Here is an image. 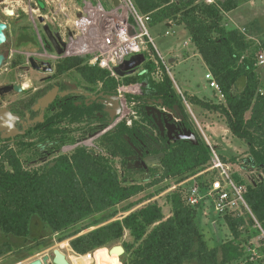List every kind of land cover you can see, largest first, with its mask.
Listing matches in <instances>:
<instances>
[{
	"label": "trees",
	"instance_id": "trees-1",
	"mask_svg": "<svg viewBox=\"0 0 264 264\" xmlns=\"http://www.w3.org/2000/svg\"><path fill=\"white\" fill-rule=\"evenodd\" d=\"M132 1L142 14L151 16V25L176 23L188 31L191 43L224 97L220 104L197 97H192L191 101L204 110L224 116L233 136L249 145L251 157L248 162L259 167L262 177L248 185L245 198L264 229V93L256 69L257 62L250 54L247 55L251 42L245 33L223 25L225 14L254 0H217L214 4L203 0ZM88 61L69 58L66 65L78 66L87 81L100 83L105 91L117 94L121 84L139 83L143 84L144 96L137 97L138 102L162 100L169 105H182L166 71L163 81H152L150 76L155 64L151 61L146 60L135 74L120 81L112 78L108 71L89 65ZM242 77L246 79V86L240 90ZM131 130L122 126L119 134L105 136L102 143L108 155L94 148L79 146L70 153L56 155L51 165L40 169L26 166L29 156L24 160L14 153L1 156L0 152L2 233L25 238L32 219L37 217L55 234L62 235L60 242L70 240L71 249L78 255H91L99 249L117 245L129 231L133 242L123 243V264H263L262 259L253 261L247 251L250 240L257 235L253 230L255 221L252 217L224 215L222 218L230 237L219 246L210 247L196 221L199 208L188 203L186 188L165 194L166 203L171 206V215L167 218L162 206L151 201L155 198L151 194L136 205L129 204L123 212L128 213L149 201L147 204L122 219L112 220L116 212L109 213L110 210L166 180H183L210 160L208 146L197 135L198 145L188 141L171 144L158 170L148 174L153 181L146 185L126 183L115 169L113 159L131 155L132 149L122 136L127 131V136L131 137ZM131 140L134 141L133 138ZM158 190L162 194L167 189L161 187ZM101 214H106L104 221L78 228L92 216ZM4 247L6 250L0 247V257L10 250L8 244Z\"/></svg>",
	"mask_w": 264,
	"mask_h": 264
},
{
	"label": "flooded vegetation",
	"instance_id": "flooded-vegetation-1",
	"mask_svg": "<svg viewBox=\"0 0 264 264\" xmlns=\"http://www.w3.org/2000/svg\"><path fill=\"white\" fill-rule=\"evenodd\" d=\"M0 23L6 25L3 31L6 40L0 43L1 156L8 152L21 158L26 155L34 165L40 161L43 165L35 168L40 169L53 163L55 153L71 140L83 142L87 137L97 140L108 131L112 134L121 132V128L113 127L111 122V114L122 110L120 99H115L119 96L103 90L100 83L87 81L78 66L66 65L67 59L60 58L65 50L64 38L48 26L63 50L59 55L44 31L47 26L44 18L43 22L39 19L37 23L39 32L42 29L47 37L39 53L45 49L52 58L36 55V32L29 17L26 20L22 13L4 8L0 11ZM143 96L144 93L141 98ZM146 106V101H139L134 107L138 119L136 124L133 122L129 126L132 130L136 127L131 130V137L127 136V131L122 134L126 145L128 142L132 149L131 155L116 159L122 160L128 171L134 169L149 174L159 166L146 170L144 159L165 154L173 143L166 149L167 134L162 135L148 117ZM180 107L186 117V122L181 124L191 129L186 111L182 105ZM122 124L127 126L126 122ZM83 126H86V135L82 132Z\"/></svg>",
	"mask_w": 264,
	"mask_h": 264
},
{
	"label": "rangeland",
	"instance_id": "rangeland-1",
	"mask_svg": "<svg viewBox=\"0 0 264 264\" xmlns=\"http://www.w3.org/2000/svg\"><path fill=\"white\" fill-rule=\"evenodd\" d=\"M29 1L31 0H0V11L4 8H7V10L11 12L15 11L18 13H22L27 20V14H24V12L29 10ZM77 1L79 2L80 0ZM101 1L105 7H112L111 0ZM36 2L39 7H42H40L41 13L44 16L46 14L48 15L47 18L44 17L45 25L51 27L56 34L62 35L64 38L65 32H68L69 29L71 31V29L74 28L71 22L59 20L60 18L58 16H55L57 18L55 19V17L49 14L50 10H53L55 8L54 4H51L52 6H46L44 4L45 0H36ZM34 4L36 3H33L32 6H34ZM223 25L227 29H238L239 31L245 33L247 39L251 42L250 51L247 53V55L250 54L257 62L256 69L261 80V91L262 93H264V64H262L260 60L261 57H264V0H254L244 3L234 13L225 14ZM149 31L152 39L154 40V46H150V49L152 50V53L154 55L151 58L156 59L158 53H160L167 60L172 55L178 57L176 63L171 65V74L169 73V75L174 83L177 94H179V88L186 100H188L190 108L192 109L193 114L197 117L198 121L203 126L209 125V131L208 127L203 128V131L210 138V141H212L214 147H216L217 152L223 159H225V161L233 164L236 171H241L240 173L243 174L246 178L245 181L247 184H253L254 182L260 180V178L262 177L261 170L257 166H251L248 162L251 157L249 145L244 140L238 139L233 136L228 128L226 118L220 113L204 110L200 106L193 104V102L191 101L192 96L188 94L187 90L197 95V98L199 99L203 98L206 101L212 100L216 104L224 102L223 98L222 100H220L221 98L218 96V93H216L215 89L210 86V81L206 79L207 70L202 65V57L197 54L196 49L190 41V35L188 31L185 30L182 26H177L176 23H163L157 25L150 24ZM40 32L43 40L45 41L47 37L44 31L40 29ZM167 32L169 33L168 35L166 34ZM40 47L41 45L36 34L37 53H39ZM146 59L148 60L149 57H146ZM133 99L136 100L137 97H132L131 95L129 96L128 101L132 102ZM182 106L190 120L191 128L194 132L197 133L202 142H204L205 140L202 132L200 131V129H198L196 124H194L195 122L192 121L189 108L186 107L183 102ZM129 108L132 112L136 111V109H133L131 107ZM136 119H138V115H134L133 117L132 121L134 122V124L137 121ZM122 126L126 125H118V127L121 128L120 131H122ZM85 130L86 126H83L82 132L86 135ZM109 132L110 131L100 135V138L92 142L93 145L99 148V152H101L100 150H102L107 155L108 152L103 146L102 141L105 136L109 134ZM90 140L91 139L89 137L84 139V141L87 142ZM78 143L81 142L71 140L64 146H72ZM61 153L62 151L60 149V151L55 153V155ZM25 156L26 155H24L22 159L25 160ZM113 162L115 169L118 171L121 179H123L126 183L128 182L146 185L153 181V179L149 178L148 174L144 172H135L134 169H130L128 171V169H126L125 167L126 164L123 163V161L120 159H113ZM49 164L51 165L52 163L50 162ZM42 165L43 164H41L40 161L38 163H35V165L31 162H28V164H26V166L30 169H35ZM175 183V180H166L162 184L147 189L145 190V192L131 199L130 201L118 206L115 209L110 210L109 213L116 212V216L112 220L114 221L117 219H122L124 216H127L131 212L140 208L142 205L147 204L149 201L142 203V205L137 206L136 208H133L128 213L123 212V209L129 204L133 203L136 205L140 201L146 200V198L151 194L155 195V198L151 201H156L157 204L162 206L164 216L166 218L169 217L171 215V206L167 204L165 200V194H167V192L169 191L166 190L162 194H159L158 189H160L161 187L172 189ZM106 214L92 216L90 219L80 224L78 228L84 227L85 225H88L90 223L94 224L96 221H104V219L106 218ZM196 221L202 232L205 234L206 241L210 247L219 246L224 240L230 237L229 230L224 224L223 218L219 217L218 214L213 212L211 206H207L205 204L204 207L198 209ZM60 237H62L61 234H55L47 224L42 222L37 217H34L32 219L29 227V234L25 238L8 236L3 234L0 230V247L6 250L4 245L8 244L10 246V250L8 252H5L2 257H0V264H29L35 260H42L44 264H52L54 259V250L58 249V246L60 245V243H62L60 242ZM65 241L68 243V247L63 249V252L68 256V259L71 255L80 257L71 249L70 240ZM132 242L133 239L130 236V232L126 231L123 241L121 243H118L117 245L123 246V243ZM258 244L261 245V247L257 250V253L260 255L258 261L263 258L262 263L264 264V245H262L264 244V242L262 241ZM112 247L113 246L109 248L99 249L98 251H102L104 253L103 257L108 262V264H123L122 261L124 260L125 255L115 259L109 256V251L110 249H112ZM98 251H96L95 254ZM91 255H94V253H92ZM81 256L83 257V255ZM95 262L96 261H93L91 263Z\"/></svg>",
	"mask_w": 264,
	"mask_h": 264
},
{
	"label": "built area",
	"instance_id": "built-area-1",
	"mask_svg": "<svg viewBox=\"0 0 264 264\" xmlns=\"http://www.w3.org/2000/svg\"><path fill=\"white\" fill-rule=\"evenodd\" d=\"M203 1L207 4H214L217 0ZM31 2L36 4L32 6ZM44 4L46 6L54 4L55 8L51 9L49 14L53 17L58 16L59 20L71 22L74 27L71 31L69 29L68 32H65V50L60 56L61 59L86 58L89 60V65L98 66L108 71L112 78L120 81L124 77H120L116 73V68L132 57L142 54L147 58L149 57L148 60L146 59L147 61L155 64V70L150 76L152 81L156 83L163 81L164 71L171 74L168 60L160 53L157 55L158 59L151 58L154 56L150 49V46H154V40L149 31L152 18L150 15L142 14L132 0H119L118 7L112 5L111 8L105 7L101 0H80L79 2L77 0H45ZM40 7L36 0H31L29 1V10L26 13L35 29L38 41L43 47V39L37 23L41 17L47 18L48 15L44 16ZM55 19L57 18L55 17ZM36 55L52 58L45 49ZM56 58L55 56L54 59ZM260 60L264 64V57H261ZM206 79L210 81V86L218 93L220 100L224 99L218 84L210 73L206 75ZM178 93L181 101L189 108L192 121L203 134L204 142L210 151V160L203 168L188 175L183 180L177 181L172 189H167L169 191L167 193L177 188H186L189 193L188 203L192 207L200 209L206 204L211 206L213 212L219 217L226 214L252 217L255 221L253 229L257 235L250 240L247 251L251 253L253 261L257 260L260 258L257 250L261 247L258 243L264 242V229L256 220L245 198L248 185L251 184L246 183V178L240 173L241 171H236L233 164L221 157L210 138L203 131V128L207 127L198 121L188 100L179 88ZM142 94L143 84H121L119 86L117 95L120 98L122 114L116 120V125L126 122L127 126H131L133 117L137 113L136 111L132 112L129 107L135 109L138 101L133 99L132 102H129V96L140 97ZM126 110L128 113L124 114ZM93 141L94 139H91L88 141L90 143L83 141L72 146H64L61 151L63 154H67L79 146H86L99 152V148L92 144ZM100 151L102 152V150Z\"/></svg>",
	"mask_w": 264,
	"mask_h": 264
},
{
	"label": "water",
	"instance_id": "water-1",
	"mask_svg": "<svg viewBox=\"0 0 264 264\" xmlns=\"http://www.w3.org/2000/svg\"><path fill=\"white\" fill-rule=\"evenodd\" d=\"M112 5L114 7H118L119 5V0H111ZM40 21L43 22V18H40ZM4 29H6L5 24L0 23V43H4L6 40L5 34H4ZM44 31L52 43L53 47L55 48L56 52L61 55L63 53V50L59 47L57 39L54 37L52 34L50 28L48 26L44 27ZM1 60V58H0ZM146 61V57L142 54L136 55L132 57L131 59L127 60L123 65L120 67L116 68V73L120 77H125V76H131L135 74L138 71V68H140ZM169 64L172 65L175 62L174 58L169 59ZM240 84V90L244 89L246 86V79L242 77L239 80ZM115 99L117 101L120 99L115 96ZM147 106H146V112L148 117L151 118V120L159 127L160 132L162 135L165 133L167 134L168 138V144L166 146V149H168L169 145L171 143H176L179 141H188L194 145L199 144V140L197 137V134L192 130L184 127V123L186 122V117L184 113L181 110V107L177 104L173 108H169L165 105V102L157 101V100H148ZM168 112V113H167ZM176 112V113H175ZM122 110L119 109L116 111L114 114H111V119L113 122L112 126L114 127L116 125V120L121 116ZM180 121V122H176ZM183 125V128H181ZM130 144L134 148V144L130 141ZM137 153L141 156L142 154L136 150ZM165 157V154H160L159 156L156 157H147L144 159V164L143 167L147 170L149 168H154L156 166L161 165V159ZM131 160V158H129ZM113 251H118L120 253V256L125 255V249L122 245H115L112 247ZM90 255V254H89ZM29 264H44L42 260H35ZM52 264H69L67 261L66 257L58 250H54V259Z\"/></svg>",
	"mask_w": 264,
	"mask_h": 264
},
{
	"label": "bare ground",
	"instance_id": "bare-ground-1",
	"mask_svg": "<svg viewBox=\"0 0 264 264\" xmlns=\"http://www.w3.org/2000/svg\"><path fill=\"white\" fill-rule=\"evenodd\" d=\"M127 110L124 112V114H127ZM68 247V243L65 241H63L62 243H60V245L58 246V250L66 257L67 255L63 252V249ZM103 252L102 251H98L96 254L94 253V255H84L83 257L81 255H79L80 257L77 256H70L68 259V256L66 257L67 261L69 262V264H108V262L104 259L103 257ZM109 256L113 259L120 257V253L118 251H113L112 249H110L109 251ZM93 261H96L95 263H91Z\"/></svg>",
	"mask_w": 264,
	"mask_h": 264
},
{
	"label": "crops",
	"instance_id": "crops-1",
	"mask_svg": "<svg viewBox=\"0 0 264 264\" xmlns=\"http://www.w3.org/2000/svg\"><path fill=\"white\" fill-rule=\"evenodd\" d=\"M239 8H237L236 10H238ZM236 10H234V11H232V12H230V13H234ZM187 43V42H186ZM195 48V47H194ZM198 54V53H197ZM199 55V54H198ZM170 58H174L175 59V62H174V64L176 63V61L178 60V57L177 56H174V55H172V56H170ZM169 58V59H170ZM169 59H168V61H169ZM202 65L204 66V68L207 70V74L209 73V71H208V69H207V67H206V65H205V63L203 62L202 63ZM170 70H171V65H170ZM188 91V94L190 95V96H192V97H198L197 95H195V94H193V93H191L189 90H187ZM206 126V125H205ZM206 127H208V131H209V125H207ZM196 133V132H195ZM197 134V133H196Z\"/></svg>",
	"mask_w": 264,
	"mask_h": 264
}]
</instances>
